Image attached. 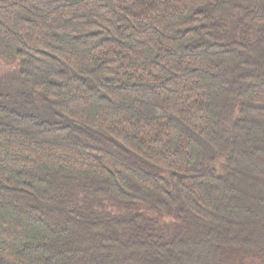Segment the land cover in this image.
Returning a JSON list of instances; mask_svg holds the SVG:
<instances>
[{
  "label": "trees",
  "instance_id": "obj_1",
  "mask_svg": "<svg viewBox=\"0 0 264 264\" xmlns=\"http://www.w3.org/2000/svg\"><path fill=\"white\" fill-rule=\"evenodd\" d=\"M0 58V264H264V0H0Z\"/></svg>",
  "mask_w": 264,
  "mask_h": 264
},
{
  "label": "rangeland",
  "instance_id": "obj_2",
  "mask_svg": "<svg viewBox=\"0 0 264 264\" xmlns=\"http://www.w3.org/2000/svg\"><path fill=\"white\" fill-rule=\"evenodd\" d=\"M22 89L20 78L17 74V68L14 65L5 64L0 58V93L2 94H14ZM42 107V108H41ZM38 107L36 104L30 106V108H21L25 112H39L43 114L44 106Z\"/></svg>",
  "mask_w": 264,
  "mask_h": 264
}]
</instances>
